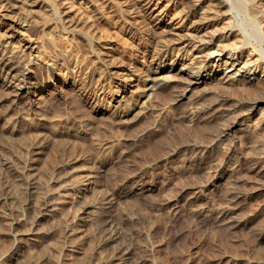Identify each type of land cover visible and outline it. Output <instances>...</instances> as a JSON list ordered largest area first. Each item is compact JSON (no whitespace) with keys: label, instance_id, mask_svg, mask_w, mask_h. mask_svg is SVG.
<instances>
[{"label":"rangeland","instance_id":"obj_1","mask_svg":"<svg viewBox=\"0 0 264 264\" xmlns=\"http://www.w3.org/2000/svg\"><path fill=\"white\" fill-rule=\"evenodd\" d=\"M78 1L80 0H38L33 8L25 7L24 10L32 8L36 11L41 7L40 10H44L43 13L47 15L49 13V16L45 14L44 17L37 10L39 13L32 12L35 15L30 17V13L19 8L16 15L24 26H17L19 31L12 33L13 36H8L11 33L10 26L7 25L9 22L1 24L0 27V43L8 42L6 48L0 44V55H4L13 64L30 63L26 71L34 74L39 81L32 90H38L43 95L38 98V102L32 104L26 96L16 99L9 88L0 87V112L5 113L4 118H0V183L7 185L8 192L11 193L10 200L0 202V264H104L101 261L114 255L117 251L116 245L123 244L133 248L132 261L138 260L139 264H264V104L261 105L262 109L255 112L247 103L241 106L242 110L248 107L245 111L247 116L244 119V130L233 129L208 148H197L196 151L195 147L190 146L196 138L198 143L206 144L208 141L205 140L217 131L215 127L219 128L215 125L228 123L236 115L235 112L233 114L227 110L229 103H240L247 96L252 98L257 93L264 95L263 78L259 76L256 84H246L245 89H240L242 85L238 86L239 89L236 85L231 88L226 86L221 91L213 88L211 96L208 95L205 100H196L194 96L177 98L182 87L173 90L163 86L162 91L160 90L162 95L148 100L144 90L147 82L143 79L147 76L152 53L155 54V49L166 46L167 51L161 59L170 67L173 59L180 56V50H177L180 46L178 41L173 42V37L167 36L168 33L154 31L155 26L142 12L136 15L141 26L130 22L127 14H132L136 8L129 2L124 4L117 0H97L99 4L93 0L92 4L88 0ZM156 1L159 8H168L171 16L182 15L192 4L190 0ZM224 1L225 9L216 11L225 13L220 17L223 20H215L209 24L200 37L210 43L209 51L223 46L228 49L235 48L238 53L251 57L261 68L264 67V0H256L260 12L254 10L247 0ZM45 6L48 7L47 10ZM1 12L2 10L0 14ZM213 14L214 12L210 13L211 16ZM63 15L65 19L73 17L72 19H79L82 23L80 22L79 27H71ZM25 18L28 19L27 23L23 22ZM51 26H54L52 30ZM229 33L233 34L228 40L225 37ZM29 43L40 48L31 50L27 48ZM151 45L155 49H150ZM100 50L109 52V56L103 59L99 54L102 52ZM43 59L45 62L51 60L49 63L54 60V65L45 64ZM133 70L141 76L134 86L130 87L118 79L123 76L126 79L136 78ZM261 73L259 71V75ZM5 76L6 73L1 71L0 78ZM42 86L47 88V92L39 90ZM116 98L120 101L117 102ZM251 98L246 99L249 101ZM92 103L102 107L109 106L113 112L109 116H106L108 113L96 114L91 107ZM139 105L145 109L135 126L133 123L136 121L118 124L119 115L129 114L136 107L139 108ZM217 112L224 114V117L207 122L209 115ZM221 121L223 124L219 123ZM194 128L197 130L195 135L192 133ZM113 137L118 140L110 147L102 148L99 145L103 139H115ZM40 138L44 141V147L37 152L36 142ZM228 144H232L230 153ZM171 149L177 151L169 155ZM97 155L105 156L107 162V170L101 173L99 179V190L101 188L100 192L103 193L101 196H111V193L117 196L116 198L114 195V204L107 209L114 217L110 229L118 234V239L109 247L101 245V236L97 243L89 234L90 230L86 237L79 236L80 232L77 231L80 221L76 213L82 214L80 209H76L78 196L74 190H69L73 192L67 198L54 196L55 202L61 208L57 209L60 213L55 211V218L39 217L42 207L38 208L36 204V194L28 192L23 181L14 184V175L10 171L17 164L29 163L37 167L38 175L43 177L41 180L45 177L44 187L53 188L57 187L56 182L54 183L57 179L68 182L72 175L73 179L78 178V171L88 164V160L93 161L94 157H98ZM4 158L10 161V167L4 165ZM217 161L224 163L225 168L231 167L233 172L222 174L218 187H214V164ZM248 166H251L250 169ZM203 167L208 168L206 170ZM236 174L242 177L239 178ZM230 177H233V182H237L234 189L243 195L239 201L237 199L234 202L235 205L237 203L234 207L240 213L248 215L244 229L232 234L216 225L227 205L221 195L229 179L231 182ZM142 181L146 188L152 187V190L141 194L135 192V187ZM86 195L89 200L100 201V197H94L91 192ZM172 195H178V201H173L175 205L168 202ZM14 213H18L17 216ZM142 256L147 260H140Z\"/></svg>","mask_w":264,"mask_h":264},{"label":"bare ground","instance_id":"obj_2","mask_svg":"<svg viewBox=\"0 0 264 264\" xmlns=\"http://www.w3.org/2000/svg\"><path fill=\"white\" fill-rule=\"evenodd\" d=\"M38 0H0V10H2L0 16H1V20L2 22H0V27L1 24H5V22H9L7 23V25L10 26L9 29V35L8 36H13L12 33H15L18 29V27H23L24 25H22V22H19V18L17 14V10L20 8V10L23 8V12L26 10V12H28V14L30 13V17H33L32 12H36L37 10H39V12L41 11L40 9H42L40 7V9H36V11H33V4L37 3ZM62 1V0H59ZM65 1V0H64ZM81 1V0H80ZM78 1V2H80ZM89 2L92 3L93 0H88ZM95 1V0H94ZM93 1V2H94ZM97 1V0H96ZM156 0H117V2H126V3H130V5L134 6L136 8V11H134L132 14H127V16H129L128 19H130L129 21L133 22L134 24H136V26H141L140 24H138L139 22L136 19V15L140 14V12H142V14H146L149 21L152 23V25H154L156 30L158 32H163V33H168L167 36H172V40L174 42V40H177L179 43V47H178V51L180 52V56L175 57L173 59V62L171 63L170 67H167V64L164 62L162 58V56L165 54V52L167 51L166 46L163 48H159V49H155V46L153 47L152 45L150 46V49H155L156 53L153 54L152 52V58L149 61V65L147 66L148 72L146 73L147 76L145 75V80L147 82L144 90L146 91V97L148 100L153 99L155 97H159L160 92L162 91V87L163 86H168L170 87V89L172 88L177 89V88H181V90H179L180 92L177 94V98H184V97H195L196 100L198 99H206L208 95H210L211 92H213V88L215 89H222L226 86H229L231 88V86H240V89L243 88L245 89V85L246 84H252L255 83V81H257L259 79V76H261V78H263L264 80V67H260V65H258V62H254V60L249 57L246 56L244 54H242L241 52L238 53V51L235 48H218L217 50L214 51H209V42L204 40L203 38H201V34H203V32L207 29V27L209 26V24H211L212 22H214L215 20H219L221 19L220 17L223 16L225 13L224 12H216L218 9L222 11V9H225V1L224 0H190L192 2V4L190 5V7L184 11V13L181 15L179 14L178 16L176 15H172L171 16V12L169 11L168 8H159L158 2H155ZM252 7L254 8V10H258V12H260V10L257 8L259 6H257L256 4V0H247ZM259 1V0H258ZM45 2V0H44ZM183 2V1H182ZM57 3V2H56ZM60 2H58L59 4ZM97 3H99L97 1ZM187 3V2H186ZM185 3V4H186ZM93 4V3H92ZM100 4V3H99ZM113 4V3H112ZM125 4V3H124ZM239 4V2H238ZM259 4V3H258ZM41 5V3H40ZM48 5V4H47ZM88 5V4H86ZM184 5V4H183ZM189 5V4H188ZM264 5V4H263ZM263 5L261 4V6L263 7ZM72 6V5H70ZM114 6V4L112 5ZM187 6V5H186ZM238 6V5H237ZM25 7H32L30 9H25ZM46 10H47V6ZM45 7H43L45 9ZM100 7V6H99ZM117 7V6H116ZM133 7V8H134ZM185 7V6H183ZM229 7V6H228ZM261 7V8H262ZM68 8V6L66 7V9ZM56 9V8H55ZM65 9V11H67ZM95 9V7H94ZM104 9V8H103ZM119 9V8H118ZM121 9V8H120ZM127 9V8H126ZM19 10V11H20ZM60 10V9H59ZM135 10V9H134ZM253 10V11H254ZM63 11V9H62ZM65 11L63 13H65ZM254 11V12H256ZM37 11V13H39ZM42 13L44 12L41 11ZM52 12V11H51ZM116 12V11H115ZM214 12V14L211 16L210 13ZM21 13V12H20ZM61 13V12H60ZM27 14V15H28ZM41 14V13H40ZM46 13H43V16ZM70 14V13H68ZM35 15V14H34ZM56 14H54L55 16ZM74 15V14H73ZM72 15V16H73ZM126 15V14H125ZM20 16H22V14H20ZM37 16V14H36ZM39 16V14H38ZM45 16H49L46 14ZM44 16V17H45ZM64 16V15H63ZM126 16V17H127ZM40 17V16H39ZM141 17V16H140ZM226 17V16H225ZM35 19H37L34 16ZM47 19L49 17H46ZM55 18V17H54ZM73 18V17H72ZM72 18H66L64 16V19L67 21V23L72 27L75 25H78V27L80 26V22L81 20L79 19H72ZM105 18V17H104ZM223 18V17H222ZM258 18V17H256ZM33 19V22L36 23ZM56 19V18H55ZM82 19V18H81ZM84 19V18H83ZM144 19V18H143ZM5 20V21H4ZM39 20V18L37 19ZM42 20V19H40ZM64 20V21H65ZM139 20V19H138ZM223 20V19H221ZM228 20V19H227ZM4 21V23H3ZM28 19H23V22L27 23ZM225 21V20H224ZM32 22V23H33ZM40 22V21H37ZM126 22V21H125ZM25 23V24H26ZM50 23V22H49ZM66 23V24H67ZM82 23V22H81ZM84 23V22H83ZM124 23V22H123ZM129 23V22H128ZM144 23V22H143ZM65 24V23H64ZM65 24V25H66ZM51 25V24H50ZM55 25V24H54ZM129 25V24H128ZM143 25V24H142ZM49 27V26H47ZM54 27V26H53ZM51 26V30L53 28ZM76 27V26H75ZM77 27V28H78ZM146 27V26H144ZM46 28V27H45ZM138 28V27H137ZM140 28V27H139ZM49 29V28H48ZM47 29L48 33L49 30ZM141 29V28H140ZM50 30V31H51ZM19 31V30H18ZM84 31V30H83ZM77 32V31H76ZM236 32V31H235ZM79 33V32H78ZM83 33V32H81ZM79 34L82 36V34ZM138 33V32H137ZM155 33V32H154ZM159 33V34H160ZM51 34V33H50ZM87 34V33H84ZM92 34V33H91ZM162 34V33H161ZM233 33H229L226 34L227 37L225 38H229ZM47 35V34H46ZM134 35V33H133ZM158 36V35H157ZM222 36V35H221ZM238 36V35H237ZM53 37V36H52ZM85 38V37H84ZM221 38V37H220ZM235 38V37H234ZM170 39V38H169ZM171 40V39H170ZM229 40V39H228ZM86 41V40H85ZM45 42V41H44ZM87 42V41H86ZM157 42V41H156ZM167 42V41H166ZM158 43V42H157ZM0 44H2L3 48H6L8 45V42L4 41L1 42ZM33 43H29L27 48H30L31 50H35L37 48H40L38 46H32ZM155 44V43H154ZM51 45V44H50ZM163 45V44H162ZM66 46V45H65ZM157 46V45H156ZM53 47V46H52ZM67 47V46H66ZM146 48V46H145ZM158 48V47H157ZM173 48V47H171ZM102 49V48H101ZM170 49V48H169ZM67 50V49H66ZM102 51V52H100ZM99 54L102 56L103 59H105L107 56H109V52L107 51H103L100 50ZM51 52V51H50ZM244 52V51H243ZM41 53V52H40ZM39 53V54H40ZM44 53V52H43ZM41 55V54H40ZM39 55V56H40ZM50 55V53H49ZM53 55V54H52ZM111 55V54H110ZM36 56V55H35ZM165 56V55H164ZM183 56H186L185 58ZM53 57V56H52ZM55 57V56H54ZM98 57V56H97ZM10 58V57H9ZM40 58V57H39ZM101 58V59H102ZM102 59V60H103ZM256 59V58H254ZM35 60V59H34ZM46 60V59H45ZM108 59H106L107 61ZM14 61V60H13ZM44 61V59H43ZM51 61V60H50ZM49 61V62H50ZM54 61V60H53ZM53 61L51 63H49L48 61L45 62V64L47 65H54ZM105 61V60H104ZM261 61V60H260ZM21 63V62H20ZM55 63V62H54ZM113 63V62H112ZM30 63L28 62H23V64H13L9 62V59L5 58L4 55H0V72L2 71L3 73H6V76L4 78H0V87L2 88V86L9 88L12 93V96L15 97L16 99H19L23 96H26V98L28 100H30V103L34 104L36 103V101L38 100V98H40V96L42 95V93H40L38 90H32L33 88H35V86L39 83V81L36 79L35 75L32 73H29L28 71H26L27 67L29 66ZM56 65V63H55ZM147 65V64H146ZM46 66V65H45ZM54 67V66H53ZM135 69V68H134ZM141 69V68H140ZM34 70V69H33ZM137 70V69H136ZM135 70L132 71L133 75H136V78H130V79H126V78H119V80H122V82L128 84L130 87L134 86L135 84H137V81L139 79H141V76H139V73H137ZM140 71V70H139ZM259 71H261L262 73L259 75ZM114 72V71H113ZM146 72V71H145ZM141 74V73H140ZM61 75V74H60ZM118 76V75H117ZM129 80V81H127ZM136 81V82H135ZM110 84V83H109ZM256 84V83H255ZM258 84V83H257ZM261 85V84H260ZM259 85V86H260ZM74 86V85H73ZM125 86V85H124ZM258 86V88H259ZM3 87V88H4ZM111 87V86H110ZM250 87V86H249ZM264 87V86H263ZM78 88V86L76 87ZM166 88V87H165ZM248 88V87H247ZM257 88V87H256ZM262 88V87H261ZM164 89V88H163ZM227 89V88H226ZM239 89V87H238ZM264 89V88H263ZM41 92H47V88H44V86L40 87L39 89ZM161 90V91H160ZM1 91V90H0ZM5 91V90H4ZM172 91V90H171ZM221 91V90H220ZM246 91V90H245ZM249 91V90H248ZM252 91V90H251ZM254 91V90H253ZM257 93V89L255 90ZM264 91V90H263ZM50 92V91H49ZM243 92V91H242ZM260 92V91H258ZM163 93V92H162ZM168 93V92H167ZM176 93V92H175ZM228 93V92H227ZM225 93V94H227ZM230 93V92H229ZM237 93V92H236ZM252 93V92H251ZM9 94V93H8ZM171 94V93H170ZM169 94V95H170ZM220 95V94H219ZM233 95V94H232ZM242 95V94H241ZM255 95V94H254ZM253 95V96H254ZM7 96V95H6ZM43 96V95H42ZM53 96V95H52ZM125 96V95H124ZM211 96V95H210ZM214 96V95H213ZM240 96V95H239ZM238 96V97H239ZM247 96V95H246ZM252 96L249 97L251 98L249 101L247 99L248 96L242 100L240 103L238 102H233L229 103V107H227V110L232 111L236 113V115L234 114V116L232 117V119H230V121L225 124L221 122H219L220 124L222 123L223 125H215L218 126L219 128L215 127V129L217 130L213 136L210 135V138L205 140L204 142L206 144H202V143H198V139L196 141V139L194 140V142L192 141V143L190 144V146L195 147L196 151L197 148L200 149H204V148H208L210 145L215 144L216 142H218L222 136H225V134L233 129H245L246 126L244 124V119L247 116V112H245L247 110H242L241 106L245 103L249 104V107L251 108V110H253L255 112V110H259L262 109L261 105L264 104V95L263 93H257V95H255L254 97ZM10 97V96H9ZM161 97V96H160ZM164 97V96H163ZM223 97V96H222ZM123 98V97H122ZM121 98V99H122ZM228 98V97H227ZM128 99V98H127ZM241 99V98H240ZM117 102L120 101V99H115ZM212 100V99H211ZM12 101V100H11ZM41 101V100H40ZM53 101V100H52ZM203 101V100H202ZM201 101V102H202ZM209 101V100H207ZM220 101V100H219ZM218 101V102H219ZM38 102V101H37ZM48 102V101H47ZM96 102V101H95ZM144 102V101H143ZM197 102V101H196ZM200 102V104H201ZM210 102V101H209ZM100 103V102H99ZM142 103V102H141ZM145 103V102H144ZM20 104V103H19ZM26 104V103H25ZM39 104V103H38ZM47 104V103H46ZM113 104V103H112ZM207 104V102H206ZM205 104V105H206ZM218 104V103H217ZM9 105V103L7 104ZM148 106V102L147 105ZM198 106V105H197ZM248 106V105H247ZM42 107V106H41ZM93 110L96 112V114H101V113H109L113 112V110L111 109V107H102L99 104H95L92 106ZM217 107V106H216ZM222 107V105H221ZM191 108V107H190ZM215 108V107H214ZM1 109V108H0ZM115 109V108H114ZM145 109V108H144ZM142 106L139 105V108L136 107L132 112H130L129 114H125V115H119V113H117L119 115L118 117V124L119 123H125L127 121V123L132 122V121H136L134 122V126L135 123L139 122V118H141V112L142 110H144ZM192 109V108H191ZM194 109V108H193ZM5 110V109H4ZM53 110V109H52ZM200 110V109H199ZM219 110V109H218ZM116 111V110H115ZM206 111V110H205ZM221 111V110H220ZM219 111V112H220ZM195 112V111H194ZM219 112L209 115V117L207 118V122H213L214 119H217L219 117H224L222 115L224 114H220ZM225 112V111H224ZM126 113V112H125ZM144 113V111H143ZM222 113V112H221ZM262 113V112H261ZM5 113L0 112V118H4ZM115 113H113L114 115ZM193 114V113H191ZM201 114V113H200ZM232 114V115H233ZM52 115V114H51ZM117 115V116H118ZM144 115V114H143ZM163 116V115H162ZM166 116V115H165ZM168 116V115H167ZM195 116V115H194ZM198 116V115H197ZM101 117V116H100ZM103 117V116H102ZM130 117V118H129ZM190 117V115H189ZM193 117V116H192ZM11 118V117H10ZM205 118V119H206ZM227 118V117H226ZM183 119V118H182ZM5 120V119H4ZM75 120V119H74ZM138 120V121H137ZM146 120V119H145ZM188 120V119H187ZM225 120V119H222ZM101 121V120H100ZM114 121V120H113ZM143 121V120H142ZM204 121V120H203ZM226 121V120H225ZM109 122V121H108ZM115 122V121H114ZM170 122V121H169ZM8 123V122H7ZM143 123V122H142ZM176 123V122H175ZM117 124V123H116ZM206 124V123H205ZM253 124V123H251ZM50 125V124H49ZM109 125V124H107ZM122 125V124H120ZM210 125V124H209ZM214 125V124H213ZM58 126V125H57ZM118 126V125H117ZM116 126V127H117ZM124 126V125H123ZM165 126V125H164ZM173 126V124H172ZM181 126V125H180ZM15 127V126H14ZM111 127V126H109ZM113 127V126H112ZM122 127V126H121ZM141 127V126H140ZM144 127V126H143ZM147 127V126H146ZM196 127V126H195ZM201 127V126H200ZM212 127V128H214ZM254 127V126H253ZM257 127V126H256ZM157 128V127H156ZM172 128V127H171ZM193 128V127H192ZM191 128V129H192ZM203 128V127H202ZM144 129V128H143ZM147 129V128H146ZM205 131H206V126H205ZM211 129V128H209ZM207 129V130H209ZM150 130V129H149ZM163 130V129H162ZM170 130V129H169ZM181 130V128H180ZM184 130V129H182ZM194 128V135L197 134V130ZM203 130V129H202ZM242 130V131H243ZM63 131V130H62ZM165 131V130H164ZM167 131V130H166ZM199 131L200 128H199ZM204 131V130H203ZM210 131V130H209ZM212 131V130H211ZM214 131V130H213ZM147 132V131H146ZM168 132V131H167ZM174 132V131H173ZM188 132V131H187ZM196 132V133H195ZM207 132V131H206ZM45 133V132H44ZM74 133V132H73ZM157 133V131H156ZM164 133V132H163ZM177 133V132H176ZM182 133V132H181ZM185 133V132H183ZM202 133V132H201ZM240 133V132H239ZM37 134V133H36ZM41 134V133H40ZM148 134V133H147ZM175 134V133H174ZM236 134V133H235ZM252 134V133H251ZM4 135V134H3ZM7 135V134H6ZM45 135V134H44ZM162 135V133H161ZM168 135V134H167ZM187 135V134H186ZM259 135V134H258ZM13 136V135H12ZM132 136V135H131ZM160 136V135H159ZM197 136V135H196ZM195 136V137H196ZM198 136H199V132H198ZM51 137V136H50ZM54 137V136H53ZM157 137V136H156ZM164 137V136H163ZM167 137V136H166ZM169 137V136H168ZM176 137V136H174ZM193 137V138H195ZM255 137V136H254ZM5 138V137H4ZM52 138V137H51ZM55 138V137H54ZM115 139H103V141H101V143L99 145L102 146V148H106V147H110V145H112L116 140L117 137H113ZM180 138V137H179ZM178 138V139H179ZM199 138V137H198ZM201 138H203V136H201ZM7 139V136H6ZM156 139V138H155ZM168 139V138H167ZM188 139V138H186ZM54 140V139H53ZM132 140V139H131ZM166 140V139H164ZM184 140V139H183ZM200 140V139H199ZM253 140V139H251ZM260 140V139H259ZM36 141V140H35ZM134 141V139H133ZM155 141V140H154ZM175 141V139H174ZM178 141V140H177ZM180 141V140H179ZM187 141V140H186ZM232 141V140H231ZM254 141V140H253ZM258 141V140H257ZM61 142V141H60ZM127 142V141H126ZM169 142V141H167ZM181 142V141H180ZM185 142V141H184ZM203 142V141H202ZM224 142V141H223ZM226 142V139H225ZM37 146V152H40L43 147H44V141L43 139H38V141L36 142ZM117 143V142H116ZM229 143V141H228ZM240 143V141H239ZM238 143V144H239ZM253 143V142H252ZM256 143V142H255ZM262 143V142H261ZM6 144V143H5ZM10 144V143H9ZM163 144V143H162ZM178 144V142H177ZM189 144V143H188ZM187 144V145H188ZM218 144V143H217ZM254 144V143H253ZM260 144V143H259ZM98 145V146H99ZM116 145V144H115ZM164 145V144H163ZM229 145V144H228ZM241 145V144H240ZM255 145V144H254ZM4 146V145H3ZM154 146V145H153ZM232 144L229 145V151L228 153H230V151L232 152V148H231ZM239 146V145H238ZM252 146V145H251ZM257 146V145H256ZM114 147V146H113ZM158 147V145H157ZM173 147V146H171ZM235 147V146H234ZM101 148V147H100ZM156 148V147H155ZM160 148V147H159ZM174 148V147H173ZM177 148V147H176ZM191 148V149H192ZM218 148V147H217ZM228 148V147H227ZM261 148V147H260ZM2 149V148H1ZM110 149V148H109ZM115 149V147H114ZM113 149V150H114ZM149 149V148H147ZM146 149V150H147ZM161 149V148H160ZM169 149V148H168ZM251 149V148H249ZM248 149V150H249ZM104 150V149H103ZM159 150V149H157ZM164 150V149H163ZM256 150V149H254ZM101 151V150H100ZM106 151V150H105ZM104 151V152H105ZM110 151V150H109ZM152 151V150H151ZM166 151V150H164ZM163 151V152H164ZM175 151H177V149H171L168 154H174ZM200 151V150H199ZM227 151V150H226ZM259 151V150H257ZM4 152V150H3ZM156 152V150H155ZM220 152V151H219ZM247 152V151H245ZM256 152V151H255ZM261 152V151H260ZM12 153V152H11ZM161 153V152H160ZM159 153V154H160ZM207 153V152H206ZM216 153V151H215ZM165 154V153H164ZM163 154V156H164ZM167 154V153H166ZM224 154V153H223ZM246 154V153H245ZM261 154V153H259ZM5 155V154H4ZM168 155V156H169ZM192 155V154H191ZM194 155V154H193ZM244 155V154H243ZM250 155V154H249ZM252 155V154H251ZM98 156V155H97ZM196 156V155H195ZM246 156V155H245ZM253 156V155H252ZM88 157V156H87ZM105 157V156H104ZM104 157H102L101 155H99L98 157H94V160H88V164L85 165V167L83 168V166H78V167H82V170H79V174H78V178H72L70 177V181L68 182H64L63 180L57 179L54 181V183L56 182V186L57 187H53V188H47L44 187V183H45V177L44 180H41V177L38 175L39 172L37 171V167L34 165H30L29 163H22L20 165L17 164L16 167L13 168V170L11 173H13L12 175H14L13 177V182L14 184H18V182H24L25 187L27 188L28 192L32 193V195L36 194V197L38 198V203L36 202V204H38V208L42 207V213L39 215V217H54L56 215V212L59 211L57 209H61L59 208L60 204L57 205L58 203L55 202V195H59L62 196L63 198H67L69 196V193L73 192H69V190H74L78 196V200L75 202V205L77 206L76 209H80L81 210V214H77L76 216L78 218V221H80L79 223V231L80 232V237H86L87 235L91 234L93 236V239H96V242L98 243V240L100 239V236L102 238V243L101 245H108V247L110 246L111 243H114L116 241V239H118V234L117 232L113 231L112 229H110V225L111 222L114 220L113 215L110 213V211L108 212L107 209L111 208L114 204V200H115V194L111 196L110 195H105V196H101L103 193L100 192L99 190V179L101 176L102 172H105V170H107V162L106 159H104ZM196 157H200V156H196ZM218 157V156H217ZM225 157V156H223ZM54 158V156L52 157ZM51 158V159H52ZM57 158V157H56ZM77 158H79L77 156ZM158 158V157H157ZM221 158V157H218ZM237 158V157H236ZM5 161L4 165L6 167H10V161L6 160V158H4ZM3 159V160H4ZM210 159V158H209ZM229 159V158H227ZM58 160V159H57ZM235 160V159H234ZM251 160V159H250ZM108 161V160H107ZM121 159L119 160L118 163H120ZM231 161V160H230ZM233 161V160H232ZM29 162V161H28ZM50 162V161H49ZM109 162V161H108ZM211 162V160H210ZM209 162V163H210ZM234 162V161H233ZM264 162V161H263ZM54 163V162H53ZM59 163V162H58ZM213 163V162H211ZM1 164V163H0ZM205 164V163H204ZM224 164V163H223ZM223 164H221V162L219 163L217 161V163H215V172H214V178H213V184L214 187H218L219 184V177L224 174L227 173L228 171H232L233 169H231V167H223ZM248 164V163H247ZM45 165V164H44ZM59 165V164H58ZM61 165V164H60ZM72 165V164H71ZM74 165V164H73ZM126 165V164H125ZM210 165V164H208ZM207 165V166H208ZM160 166V165H159ZM202 166V165H201ZM230 166V165H228ZM12 167V166H11ZM113 167V164H112ZM198 167V166H197ZM249 167V166H248ZM251 167V166H250ZM249 167V169H250ZM61 168V167H60ZM74 168V167H73ZM76 168V167H75ZM204 169L207 170V168L203 167ZM9 169V168H8ZM78 169V168H77ZM73 170V169H71ZM110 170V169H109ZM237 170V169H236ZM247 170V169H246ZM65 171V170H64ZM70 171V170H68ZM75 171V169H74ZM42 172V171H41ZM60 172V171H59ZM195 172V171H194ZM233 172V171H232ZM236 172V171H235ZM263 172V171H262ZM111 173V170H110ZM109 173V174H110ZM125 173V172H124ZM41 174V173H40ZM45 174V173H44ZM64 174V173H63ZM77 174V173H76ZM59 175V174H58ZM212 175V174H211ZM228 175V174H227ZM237 175V174H236ZM236 175H234V177H237ZM241 175H243L241 173ZM260 175V174H259ZM122 176V175H121ZM240 176V175H239ZM238 176V177H239ZM168 177V176H167ZM242 177V176H241ZM239 177V178H241ZM247 177V176H246ZM261 177V176H260ZM264 177V176H263ZM43 178V177H42ZM231 178V177H230ZM233 178V177H232ZM231 178V182L229 179V183L228 185H226V189L223 190L222 192V198L227 202L225 208L222 211L221 217L216 221V225L217 227L219 226L220 228H224L227 231H229L231 234L234 232H237L239 230H243L246 222H247V214L244 213H240L239 209H236L234 206L236 205L234 204V202H237V199L239 201L240 198L243 197L242 194L239 193V191H236L234 189V185L235 182H233ZM262 178V177H261ZM48 179V177L46 178ZM66 179V178H65ZM210 179V178H209ZM207 180V178H206ZM241 180V179H240ZM22 182V183H23ZM102 182V181H101ZM21 183V185H22ZM226 183V184H227ZM237 183V182H236ZM241 183V182H240ZM13 184V187H14ZM239 184V183H238ZM212 185V184H211ZM263 185V184H262ZM173 186V185H172ZM186 186V185H185ZM22 187V186H21ZM49 187V186H48ZM51 187V186H50ZM237 187V186H236ZM235 187V188H236ZM258 187V185H257ZM264 187V186H263ZM18 188V187H17ZM131 188V187H130ZM176 188V187H175ZM244 188V187H243ZM152 190V187H148L146 188L145 182L142 181L139 184H137V186L135 187V192L137 193H143L147 190ZM154 189V188H153ZM156 189V188H155ZM9 188H7V185L0 183V202L2 200H10V195L11 193L8 192ZM18 190V189H17ZM133 191V192H134ZM249 191V190H248ZM91 192V194L94 197H100V201L97 200V202H94V200H89L87 199V195L86 193ZM134 192V193H135ZM102 193V194H101ZM109 193V192H108ZM114 193V192H113ZM169 193V192H167ZM192 193V192H191ZM10 194V195H9ZM73 194V193H72ZM105 194V193H104ZM136 194V193H135ZM19 195V194H18ZM115 195V196H114ZM148 195V194H147ZM167 195V194H166ZM182 195V193H181ZM58 196V197H59ZM119 196V195H118ZM145 196V195H144ZM168 196V195H167ZM178 195L176 196H170V198L168 199L169 203H173L175 205V203L173 201H178ZM245 196V195H244ZM181 197V196H180ZM189 197V196H188ZM198 197V196H197ZM15 198V197H14ZM35 198V197H34ZM36 198V199H37ZM74 198V197H73ZM117 198V196H116ZM153 198V197H152ZM196 198V197H195ZM245 198V197H244ZM58 199V198H57ZM62 200V199H61ZM165 201V200H164ZM241 201V200H240ZM65 202V201H64ZM116 202V201H115ZM192 202V201H191ZM3 203V202H2ZM72 203V202H71ZM99 203V205H98ZM189 204V203H188ZM1 205V204H0ZM102 205V206H101ZM19 206V204H18ZM65 207V206H64ZM181 208V206H179ZM198 207V206H197ZM2 208V207H1ZM99 208H102V210H99ZM184 208V207H183ZM64 209V208H63ZM57 210V211H56ZM65 210V209H64ZM105 210V211H104ZM244 210V209H243ZM56 211V212H55ZM120 211V210H119ZM129 211V210H128ZM131 211V210H130ZM1 212V211H0ZM244 212V211H243ZM249 212V211H248ZM4 213V212H3ZM2 213V215H4ZM60 213V211H59ZM62 213V210H61ZM247 213V212H246ZM18 214V213H16ZM14 213V215H16ZM85 214V215H83ZM129 214V213H128ZM17 216V215H16ZM34 216V215H33ZM252 216V215H251ZM256 216V215H255ZM20 215L17 217V219L19 220ZM58 217V216H57ZM125 217V216H124ZM211 217V216H210ZM37 220V219H36ZM61 220V219H60ZM122 220V219H121ZM125 220V219H124ZM130 220V219H129ZM135 220V219H134ZM192 220V219H191ZM262 220V219H261ZM260 220V222H261ZM2 221V220H1ZM7 221V220H6ZM53 221V220H52ZM126 221V220H125ZM132 222V220H131ZM121 224V222H119ZM59 224V223H58ZM258 224V223H257ZM260 224V223H259ZM124 225V224H123ZM133 225V224H132ZM55 226V225H54ZM2 227V226H1ZM7 227V226H6ZM39 227V226H38ZM129 227V226H128ZM219 228V229H220ZM46 229V228H45ZM223 229V230H224ZM90 230V231H89ZM72 231V230H71ZM86 231V233H85ZM89 231V232H87ZM213 231V230H212ZM225 231V230H224ZM244 232V231H243ZM19 233V232H18ZM20 233H22L20 231ZM46 233V232H45ZM51 233V232H50ZM89 233V234H88ZM213 233V232H212ZM248 233V232H247ZM9 234V233H8ZM35 234V233H34ZM224 234V233H223ZM217 235V234H216ZM78 236V237H79ZM234 236V235H233ZM253 238V237H252ZM251 238V239H252ZM37 239V238H36ZM82 239V238H81ZM23 240V239H22ZM39 240V239H38ZM48 240V239H47ZM49 241V240H48ZM74 241V240H73ZM253 242V241H252ZM55 243V242H54ZM76 243V242H75ZM96 243V244H97ZM119 244V243H118ZM47 245V244H46ZM53 245V243H52ZM56 246V245H55ZM112 246V245H111ZM117 246V251L114 253V255H111L108 258H104L103 261H101L104 264H139L138 260H134L132 261V257H131V253H132V249L129 246H125L123 245H116ZM132 246V245H131ZM42 247V246H41ZM23 248V247H22ZM29 248V247H28ZM53 248V247H52ZM252 249V248H251ZM14 250V249H13ZM31 252V251H30ZM37 252V251H36ZM78 252H80L78 250ZM260 253V252H259ZM146 254V253H145ZM264 256V255H263ZM260 257V256H259ZM20 260V259H19ZM142 261H146L147 258H145V256H142L141 259ZM23 261V260H22ZM3 262V261H2ZM27 263V262H26ZM97 263V262H96ZM94 264V263H93ZM234 264V263H233Z\"/></svg>","mask_w":264,"mask_h":264}]
</instances>
